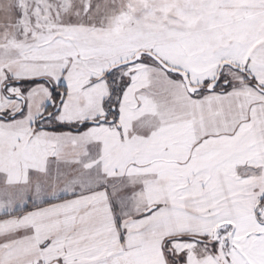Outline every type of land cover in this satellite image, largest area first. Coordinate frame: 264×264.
<instances>
[{
	"label": "snow or ice",
	"instance_id": "snow-or-ice-1",
	"mask_svg": "<svg viewBox=\"0 0 264 264\" xmlns=\"http://www.w3.org/2000/svg\"><path fill=\"white\" fill-rule=\"evenodd\" d=\"M0 264H264V0H0Z\"/></svg>",
	"mask_w": 264,
	"mask_h": 264
}]
</instances>
